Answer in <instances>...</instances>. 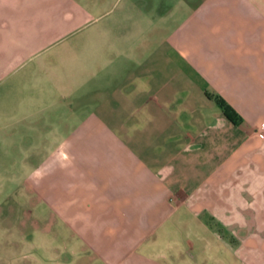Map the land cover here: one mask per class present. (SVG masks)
Returning a JSON list of instances; mask_svg holds the SVG:
<instances>
[{
  "label": "crops",
  "instance_id": "1",
  "mask_svg": "<svg viewBox=\"0 0 264 264\" xmlns=\"http://www.w3.org/2000/svg\"><path fill=\"white\" fill-rule=\"evenodd\" d=\"M32 61L0 264H264V0H0Z\"/></svg>",
  "mask_w": 264,
  "mask_h": 264
},
{
  "label": "rangeland",
  "instance_id": "2",
  "mask_svg": "<svg viewBox=\"0 0 264 264\" xmlns=\"http://www.w3.org/2000/svg\"><path fill=\"white\" fill-rule=\"evenodd\" d=\"M66 37L51 45L49 50L44 51L40 59H53V53L66 47ZM37 61L28 62L24 68H14L8 70L3 77L0 78V208L8 206L10 193L15 186V182L9 181L10 171L16 169L15 162H18L28 147V140L25 136L19 134L23 128L30 126L34 131L33 141L40 140L42 130L35 125L40 116L51 115L53 109L48 106V103L63 95V90H50L47 87H34V81L31 78L32 69L36 66ZM40 78L44 79L48 76V72L43 73ZM37 112L29 117L24 123H19L17 118L19 115L30 113L29 111ZM29 125H25V124ZM17 129L15 133L13 129ZM24 150V151H23ZM3 222H6V215L3 216ZM4 232L0 231V237H3Z\"/></svg>",
  "mask_w": 264,
  "mask_h": 264
},
{
  "label": "trees",
  "instance_id": "3",
  "mask_svg": "<svg viewBox=\"0 0 264 264\" xmlns=\"http://www.w3.org/2000/svg\"><path fill=\"white\" fill-rule=\"evenodd\" d=\"M225 110H226L228 116H229L230 118H232V115H231V113H230V109H229L227 106H225ZM228 112H229V113H228Z\"/></svg>",
  "mask_w": 264,
  "mask_h": 264
},
{
  "label": "built area",
  "instance_id": "4",
  "mask_svg": "<svg viewBox=\"0 0 264 264\" xmlns=\"http://www.w3.org/2000/svg\"><path fill=\"white\" fill-rule=\"evenodd\" d=\"M263 126H264V124H263Z\"/></svg>",
  "mask_w": 264,
  "mask_h": 264
}]
</instances>
